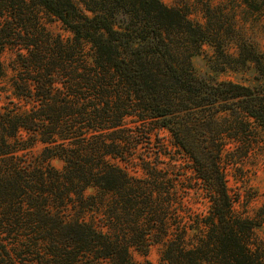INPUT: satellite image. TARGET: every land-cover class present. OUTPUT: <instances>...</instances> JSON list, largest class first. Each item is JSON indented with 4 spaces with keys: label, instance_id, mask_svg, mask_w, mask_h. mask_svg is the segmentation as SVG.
I'll return each instance as SVG.
<instances>
[{
    "label": "trees",
    "instance_id": "obj_1",
    "mask_svg": "<svg viewBox=\"0 0 264 264\" xmlns=\"http://www.w3.org/2000/svg\"><path fill=\"white\" fill-rule=\"evenodd\" d=\"M209 1L201 25L160 0H0V264H264V206L238 215L226 177L264 141V54H230ZM204 44L252 85L196 75Z\"/></svg>",
    "mask_w": 264,
    "mask_h": 264
},
{
    "label": "rangeland",
    "instance_id": "obj_2",
    "mask_svg": "<svg viewBox=\"0 0 264 264\" xmlns=\"http://www.w3.org/2000/svg\"><path fill=\"white\" fill-rule=\"evenodd\" d=\"M167 7H177L187 13L188 18L201 25L206 23V18L202 10V3L205 0H160ZM259 10H252L242 0H210L209 5L215 10V14L220 19L223 28L231 27L230 34H223V38L229 42L228 51L235 55L237 48L235 46V37L241 35L245 37L248 43L255 46L264 54V0H255ZM50 29L60 34L63 39L69 37V33L60 27L58 22H50ZM203 52L195 54L191 57V65L193 71L198 76L207 77L210 80L231 81L233 83H241L252 85L255 76L253 67L248 65L244 72H233L224 70L222 72H214L209 67L210 59H212L213 49L204 44ZM264 61V56H263ZM5 86V81H0V87ZM1 93V92H0ZM5 102L2 97L0 105ZM220 115V114H219ZM162 137V143L167 147V151L173 153L170 145V136L167 131L158 132ZM39 146L34 149L36 152ZM168 160V157H165ZM179 162V161H178ZM50 164L60 169L62 163L57 159L50 160ZM227 185L232 197L238 200L235 206V212L242 217L257 218L258 210L264 206V141L259 139L253 140L248 153L236 159L235 165L226 170ZM188 175L190 174L187 171ZM183 179V178H182ZM185 182V180H183ZM92 190H88L91 193ZM200 192L194 189L189 191L186 196V202L193 207H204L200 204L203 199ZM194 203V204H193ZM259 220V219H258ZM258 238L264 241V222L257 233ZM135 259L140 260L137 255ZM147 259L152 264H159V246L150 248Z\"/></svg>",
    "mask_w": 264,
    "mask_h": 264
}]
</instances>
